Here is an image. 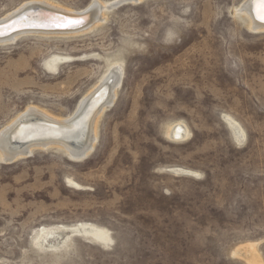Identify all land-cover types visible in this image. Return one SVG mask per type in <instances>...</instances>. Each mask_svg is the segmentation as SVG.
<instances>
[{
    "label": "rangeland",
    "instance_id": "374dc122",
    "mask_svg": "<svg viewBox=\"0 0 264 264\" xmlns=\"http://www.w3.org/2000/svg\"><path fill=\"white\" fill-rule=\"evenodd\" d=\"M244 1L120 2L77 36L0 44V133L29 108L69 119L122 71L86 156L0 159V264H248L249 244L264 264V30ZM33 2L117 1L0 0V22Z\"/></svg>",
    "mask_w": 264,
    "mask_h": 264
},
{
    "label": "bare ground",
    "instance_id": "6f19581e",
    "mask_svg": "<svg viewBox=\"0 0 264 264\" xmlns=\"http://www.w3.org/2000/svg\"><path fill=\"white\" fill-rule=\"evenodd\" d=\"M116 1V3L110 4L93 2L82 13H71L69 10L49 3L33 2V5H26L18 9L17 13L14 12L15 15H9L1 20L0 24L7 23L27 7L38 6L41 9L38 12V16L34 17L33 20L21 21L16 24L19 26L30 25V27L15 30L6 36H0V44L9 43L18 35L28 33L47 36H77L94 25L103 22L105 20V10L114 7L117 3H135L139 0ZM238 12L248 19L250 29L254 31L264 30V21L256 18L257 13L264 15V8L260 7L257 0L244 1ZM54 13L72 16L75 20L82 21V25L67 29L48 28L46 26L41 28L39 25L45 22L54 23L55 26L60 24L53 17ZM121 76V68L118 65H113L100 80L99 84L80 102L75 113L69 119L57 118L36 108L27 109L0 133V159L5 162L14 160L30 153L36 147H60L71 159L76 160L86 156L95 144L97 120L106 104L113 102L116 96V89L121 82ZM226 124L230 127L235 141L242 143L244 139L242 129L230 118L227 119ZM167 136L177 142L183 141L187 136V130L182 123L176 122L168 127ZM243 251L246 258L251 256V259L249 258L250 260L247 261L248 264H258L257 255L252 244L244 246Z\"/></svg>",
    "mask_w": 264,
    "mask_h": 264
},
{
    "label": "water",
    "instance_id": "95a60500",
    "mask_svg": "<svg viewBox=\"0 0 264 264\" xmlns=\"http://www.w3.org/2000/svg\"><path fill=\"white\" fill-rule=\"evenodd\" d=\"M253 2V1H252ZM41 9L38 8V6H32V7H27L23 12L18 14L17 16L13 17L10 21L7 23H2L0 24V36H6L7 34H10L11 32L21 29V28H27L30 27V25H24V26H19L16 25L19 22H27L33 20L34 17L38 16V12H40ZM53 17L57 19V21L60 22L58 26H55L54 23H42L39 26L41 28H58V29H67V28H73L74 26L79 27V25H82V21L75 20L74 17L72 16H67V15H57V13L53 14ZM44 24V25H43ZM85 24V23H84ZM83 24V25H84ZM42 25V26H41ZM11 161V160H8Z\"/></svg>",
    "mask_w": 264,
    "mask_h": 264
},
{
    "label": "snow or ice",
    "instance_id": "6c2138e0",
    "mask_svg": "<svg viewBox=\"0 0 264 264\" xmlns=\"http://www.w3.org/2000/svg\"><path fill=\"white\" fill-rule=\"evenodd\" d=\"M261 8H264V0H257ZM257 19H260L261 21H264V15L257 13Z\"/></svg>",
    "mask_w": 264,
    "mask_h": 264
}]
</instances>
